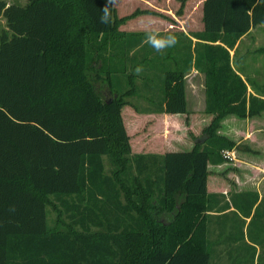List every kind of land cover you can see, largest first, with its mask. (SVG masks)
<instances>
[{"label":"trees","instance_id":"obj_1","mask_svg":"<svg viewBox=\"0 0 264 264\" xmlns=\"http://www.w3.org/2000/svg\"><path fill=\"white\" fill-rule=\"evenodd\" d=\"M106 5L0 0V264H214L220 236L210 241V218L230 203L249 217L259 199L229 190V202L209 177L231 160L224 150L241 146L220 132L223 121L264 112V85L231 55L264 25V0H205V29L147 109L131 101L141 93L133 74L116 87L145 34L121 31L128 16L115 5L112 24L100 23ZM193 66L206 76L202 135L188 150L134 152L124 112L181 114L189 124Z\"/></svg>","mask_w":264,"mask_h":264},{"label":"crops","instance_id":"obj_2","mask_svg":"<svg viewBox=\"0 0 264 264\" xmlns=\"http://www.w3.org/2000/svg\"><path fill=\"white\" fill-rule=\"evenodd\" d=\"M28 0H18L15 2H9L8 4H20L24 5ZM163 1V0H162ZM157 2L154 4L150 1V5H148V1L145 0L144 4H147V8H143L142 10H147L148 12H142L139 15H147L142 18L140 24H131L127 28V23L133 20L135 17H131L130 19H126L119 27V29L125 33H141L145 34L144 28L148 24L149 21L154 20L155 23L153 27L159 29L161 33H167L171 31L178 38V43L175 47L167 49L163 54L157 53L146 43H142L143 49L147 46L148 51H143L142 58H157L159 62L158 66H148L142 72V81H145V78H148V82L153 81V77L165 75L166 71L169 69H176L177 67L185 65V58L188 56V51L184 48V46L191 42L193 46L197 42V38L194 33L202 32L205 29L203 22V6L205 0H176V4H179V9L176 13L171 11L168 8V2ZM198 2V3H197ZM197 4V5H196ZM146 5V6H147ZM116 6V5H115ZM145 6V5H144ZM197 8L199 17L197 18V22L192 21L191 19V11L192 8ZM117 8V7H116ZM201 9V10H200ZM150 11V12H149ZM167 11L166 15L163 12ZM172 12V13H171ZM4 17L0 15V17ZM120 16V15H119ZM157 16H163L166 18L156 19ZM193 16V15H192ZM123 17V16H120ZM5 19V17H4ZM147 19V20H146ZM6 21V19H5ZM146 22V23H144ZM262 26V25H258ZM257 27V26H256ZM7 28V23L6 27ZM254 28L251 29V31ZM251 31L244 35L238 42L237 47L246 39V37L251 33ZM239 48L236 52V48L231 50L232 57L235 60L239 61L241 65H243L247 71V74L254 79L255 74L250 72V68L252 65V59L247 55H240ZM135 50L132 51L133 54ZM189 57V56H188ZM183 59V60H182ZM251 59V61H249ZM193 63H195V53L193 55ZM158 69V70H157ZM165 69V70H164ZM244 78V74H241ZM255 80V79H254ZM258 85L257 80H255ZM264 85V84H263ZM206 76L204 72L199 71L195 66L189 70L186 76V96L188 102V110L195 115L197 110H205L206 108ZM152 91L149 87H145L143 91H141L142 96V109H147L150 105H146V103L153 101V97L150 93ZM249 91L253 92V88L249 86ZM254 93V92H253ZM155 101L159 102L161 97H155ZM152 108V107H151ZM128 112L132 113L133 116L146 120H151L153 123H161V128L165 126L170 127L171 129L174 126H179L180 122L183 120V116L181 114H165V113H139L134 109H128ZM198 114V113H197ZM196 114V115H197ZM226 119L236 120L238 123V138L246 141V145H249L253 150H259V153L262 154V158H264V112L258 116L240 118L231 115ZM185 128V127H184ZM174 129V128H173ZM172 130H170L171 132ZM187 134V133H186ZM154 137V136H153ZM159 138L157 135L155 138ZM146 139H141L140 148L133 146L134 152H142V153H164L165 151L160 150L158 146L161 143V140L158 138L156 140H151L149 135L144 137ZM133 143V142H132ZM240 143V141L238 142ZM192 142H190V147L188 148H176L170 150H188L192 148ZM259 155V154H258ZM260 157V156H258ZM247 159V158H246ZM245 161V160H244ZM263 161V160H262ZM247 164L250 162H246ZM257 168V167H256ZM239 186L236 190L233 191H243V190H256L259 193L258 202L255 204L252 215L246 217V215L240 210L236 209L233 204L230 203L231 207L224 212H221V217L218 220L215 217L210 218L209 222V237L210 241H216L218 236H220V244L219 249L221 250L220 255V264H264V194L257 187L254 188H244L242 186L241 181L238 182ZM251 184V183H250ZM228 187L220 190L219 192L225 193V198L230 202V194ZM218 191V190H214ZM258 208V210H257ZM215 213H212V215ZM217 243V242H216Z\"/></svg>","mask_w":264,"mask_h":264},{"label":"rangeland","instance_id":"obj_3","mask_svg":"<svg viewBox=\"0 0 264 264\" xmlns=\"http://www.w3.org/2000/svg\"><path fill=\"white\" fill-rule=\"evenodd\" d=\"M9 2H15L18 0H6ZM148 1V5H150V1L154 4H157V2H161L162 0H146ZM168 2V8L171 9L174 13H176L179 9V4H176V0H163ZM162 1V2H163ZM145 0H117L116 7L118 14L120 16H129L135 12V10L143 8H147L148 5L144 4ZM198 3V2H197ZM147 5V6H146ZM197 5V4H196ZM201 10V9H200ZM166 15H172L168 14L167 11L163 12ZM172 13V12H171ZM193 15V16H192ZM147 15H139L135 17L133 20H131L129 23H127L126 28L131 24H140L141 19L144 18ZM132 17V16H130ZM199 17L198 9L192 8L191 11V19L195 24L199 21H197V18ZM166 18L163 16H157L156 19H162ZM147 20V19H146ZM146 23V22H144ZM6 27V21L4 17H0V35L3 29ZM264 47V25L254 27V29L251 31V33L246 37V39L240 44L239 46V54L240 55H247L251 57L252 59V65L250 68V72H253L255 74L254 79L260 83V85L264 84V53L259 52L257 49ZM143 51H148L147 46L143 49H140L135 52L134 58L127 61L128 64V71L127 73L123 75H119L116 78H120L121 81L116 84V87L119 90L126 89L128 87V74H133L136 77V83L143 91L145 88L146 83L148 82V78H145V81H142V73L139 75H136L134 70L137 66H143V70L146 69L148 66H158L159 62L157 61V58H142ZM251 59L249 61H251ZM158 70V69H157ZM165 70V69H164ZM143 72V71H142ZM165 75H161L156 77V75L153 77V84L155 85L156 92L153 93L150 91L152 95H155V97H160V93L158 90L161 89V85L163 83V78ZM147 88V87H146ZM131 101L137 103L139 107L141 108L142 104V96L140 95L130 97ZM156 100V99H155ZM146 105L150 106H158L159 102L156 101H150L146 103ZM129 107V106H128ZM132 107V106H131ZM125 110L127 109L124 108ZM203 111L204 110H197V115L190 117L189 124H186V118L183 116V120L180 122L179 126H174L172 129L170 127L165 126L162 129L161 123H153L151 120H146L137 118L132 115V113L127 112V110L124 112L126 124L129 126V132L132 137V142L135 145V147H139L140 140L146 139L144 137H147L149 135V138L151 140H156L155 138L157 135L159 136V140H161L162 145L160 144L158 148L160 150H170V149H176V148H188L190 147V142H194L197 137L202 135V129L201 126L205 125L206 121H203ZM185 127V128H184ZM238 123L237 121L231 120V119H225L223 121V125L220 128V132L223 134H226L230 136L237 145L235 147V158H231V160H228L227 162L223 163L222 165L218 166H211L210 167V189L211 190H223L224 188L228 187L227 191L236 190L239 186L238 182L241 181L242 186L244 188H254L258 187L261 192L264 194V158H262V154L260 155L259 150H246L243 149V147L246 146V141L243 139L238 138ZM190 128V129H189ZM170 130H172L170 132ZM187 133V134H186ZM154 136V137H153ZM259 154V155H258ZM260 156V157H258ZM247 158V159H246ZM245 160V161H244ZM263 160V161H262ZM250 162V163H246ZM257 167V168H256ZM251 183V184H250ZM53 217H55V213L51 214ZM220 259L218 257H215L213 262L214 264H220Z\"/></svg>","mask_w":264,"mask_h":264},{"label":"clouds","instance_id":"obj_4","mask_svg":"<svg viewBox=\"0 0 264 264\" xmlns=\"http://www.w3.org/2000/svg\"><path fill=\"white\" fill-rule=\"evenodd\" d=\"M117 0H108V3L112 5L111 7L105 6L102 10V14L99 17V21L102 24L111 25L112 24V15L111 9L116 4ZM155 21H149L144 28L145 40L148 46H150L157 53L163 54L167 49L173 48L177 45L178 38L171 31L167 33H161V31L153 27ZM143 71V66H137L134 70L136 75H139Z\"/></svg>","mask_w":264,"mask_h":264},{"label":"built area","instance_id":"obj_5","mask_svg":"<svg viewBox=\"0 0 264 264\" xmlns=\"http://www.w3.org/2000/svg\"><path fill=\"white\" fill-rule=\"evenodd\" d=\"M223 154L227 157V158H235V154L232 150L226 149L223 151Z\"/></svg>","mask_w":264,"mask_h":264}]
</instances>
